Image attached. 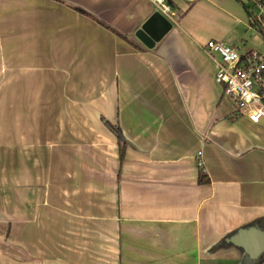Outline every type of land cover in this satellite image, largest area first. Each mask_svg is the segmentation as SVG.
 I'll return each mask as SVG.
<instances>
[{"label": "crops", "instance_id": "crops-1", "mask_svg": "<svg viewBox=\"0 0 264 264\" xmlns=\"http://www.w3.org/2000/svg\"><path fill=\"white\" fill-rule=\"evenodd\" d=\"M166 2L0 0V264H264L226 242L264 232V119L204 51L249 0Z\"/></svg>", "mask_w": 264, "mask_h": 264}, {"label": "built area", "instance_id": "built-area-1", "mask_svg": "<svg viewBox=\"0 0 264 264\" xmlns=\"http://www.w3.org/2000/svg\"><path fill=\"white\" fill-rule=\"evenodd\" d=\"M152 1L160 13L172 16L166 0ZM247 11L250 28L264 37V0H249ZM204 51L210 57L218 56L220 59L215 78L238 106L235 116H245L251 123L259 124L264 119V49L240 53L237 48L212 40L204 46ZM196 161L197 168L204 170L203 151L197 152Z\"/></svg>", "mask_w": 264, "mask_h": 264}, {"label": "water", "instance_id": "water-1", "mask_svg": "<svg viewBox=\"0 0 264 264\" xmlns=\"http://www.w3.org/2000/svg\"><path fill=\"white\" fill-rule=\"evenodd\" d=\"M159 19H162V16L156 13L136 34V37L149 48H152L157 38L152 34L150 27L154 21ZM226 242L242 249L243 254L248 255L253 260L259 259L264 254V232L257 225L238 230Z\"/></svg>", "mask_w": 264, "mask_h": 264}, {"label": "rangeland", "instance_id": "rangeland-1", "mask_svg": "<svg viewBox=\"0 0 264 264\" xmlns=\"http://www.w3.org/2000/svg\"><path fill=\"white\" fill-rule=\"evenodd\" d=\"M246 46H243L242 49L239 50L240 53L246 52L248 50H256L258 52L263 51L264 49V37L260 33L250 32L246 38ZM235 48V47H233ZM69 128H72V125H68Z\"/></svg>", "mask_w": 264, "mask_h": 264}, {"label": "trees", "instance_id": "trees-1", "mask_svg": "<svg viewBox=\"0 0 264 264\" xmlns=\"http://www.w3.org/2000/svg\"><path fill=\"white\" fill-rule=\"evenodd\" d=\"M78 11L84 13V14H88L86 13L85 11H83L82 9H77ZM103 24V23H102ZM104 25V24H103ZM106 26V25H104ZM108 27V26H106ZM109 28V27H108ZM112 30V29H111ZM114 31V30H113ZM115 32V31H114ZM117 35H119L120 37L124 38V39H128L127 37L117 33ZM105 125L107 126V128L116 136L117 140H118V143L119 145L121 146V153H120V158H121V161L124 159V155H125V150H126V142H123L122 141V138H121V132H120V128L118 127V125H113L107 121H105ZM264 260V257L260 260V261H263ZM242 264H245V263H242Z\"/></svg>", "mask_w": 264, "mask_h": 264}]
</instances>
